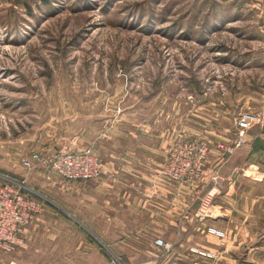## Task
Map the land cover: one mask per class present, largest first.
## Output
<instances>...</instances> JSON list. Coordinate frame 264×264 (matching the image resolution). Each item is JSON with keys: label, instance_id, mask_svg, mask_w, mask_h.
Instances as JSON below:
<instances>
[{"label": "rangeland", "instance_id": "1", "mask_svg": "<svg viewBox=\"0 0 264 264\" xmlns=\"http://www.w3.org/2000/svg\"><path fill=\"white\" fill-rule=\"evenodd\" d=\"M243 112L258 120L236 146ZM105 122L206 141L218 163L239 150L241 173L260 179L264 0H0V184L22 183L43 209L24 228L35 242L21 234L0 264H42V230L74 227L58 207L69 196L46 189L66 179L22 161L77 150Z\"/></svg>", "mask_w": 264, "mask_h": 264}, {"label": "crops", "instance_id": "2", "mask_svg": "<svg viewBox=\"0 0 264 264\" xmlns=\"http://www.w3.org/2000/svg\"><path fill=\"white\" fill-rule=\"evenodd\" d=\"M105 123L76 141V149L90 146L100 157L101 176L45 182L46 189L69 196L72 207H58L74 227L42 230V264H264V239H258L264 234V174L241 173L239 150L221 163L210 150L197 181H169L160 170L173 136L164 138L156 124ZM261 151L252 145L248 159L256 161ZM210 225L225 236L208 233ZM23 232L24 241L35 242L34 229Z\"/></svg>", "mask_w": 264, "mask_h": 264}, {"label": "built area", "instance_id": "3", "mask_svg": "<svg viewBox=\"0 0 264 264\" xmlns=\"http://www.w3.org/2000/svg\"><path fill=\"white\" fill-rule=\"evenodd\" d=\"M257 120L258 116L249 112H243L238 116L234 132L236 146L246 143V132ZM207 152L206 141L186 136L175 139L169 146L160 175L169 181L195 182L202 175ZM22 165L26 169L37 166L70 181H87L98 178L104 173L100 157L90 146L77 150L61 149L51 155L32 151L29 157L22 161ZM41 210L40 201L26 191L22 183L8 179L0 184V251L13 250L21 242L24 228ZM206 231L219 238L225 236L223 230L213 225L207 226ZM155 243L164 245L161 239H156ZM200 254L209 258L215 257L214 253L209 252H200ZM9 264L19 263L12 261ZM169 264L187 263L172 259Z\"/></svg>", "mask_w": 264, "mask_h": 264}]
</instances>
